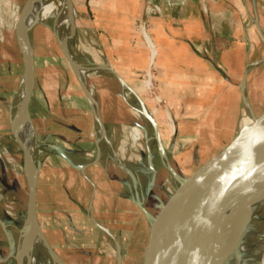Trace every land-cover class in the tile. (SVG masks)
I'll return each mask as SVG.
<instances>
[{
	"label": "crops",
	"instance_id": "0c3cea01",
	"mask_svg": "<svg viewBox=\"0 0 264 264\" xmlns=\"http://www.w3.org/2000/svg\"><path fill=\"white\" fill-rule=\"evenodd\" d=\"M166 1L71 0L80 18L76 28L82 39L75 46L77 53L66 42V53L75 65L89 70L84 82L44 23L34 25L28 35L34 85L27 119L32 143L42 149L40 154L32 151L39 165L35 214L48 253L61 264H116L103 253L111 242L102 228L113 242L120 243L136 231V210L146 216L140 205L155 213L139 199L143 188L149 191L150 185L140 182L132 192L128 175L108 157L109 144L97 135L100 126L83 85L95 101L109 143L110 139L120 143L123 138L130 144V127H143L145 148L153 151L148 160L149 170L155 173L153 180L156 171L162 170L157 162L165 160L162 129L172 124L167 116L170 122L174 117L178 128L169 144L190 142L189 136L197 132L201 136L205 127L214 129L215 143L226 146L238 134L242 81L245 85L249 74L264 61L257 45L248 41L244 21L238 24L227 0L208 1L207 11L199 0H177L182 6L172 8L166 7ZM152 3L163 10L147 19L145 11ZM142 19L147 20L142 23ZM233 24L235 37L243 28L244 44L226 45L227 37H221L223 31L232 33ZM205 49L211 50L210 56L204 55ZM21 57L16 61V74L11 64L6 63L4 71L0 68V80L5 81L0 83V149L9 155L0 163V191L17 209L0 214V263L14 253L19 239L15 225L26 211L29 192L24 156L11 130L17 78L25 73ZM152 90L158 101L150 97ZM144 109L155 125L142 114ZM139 114L156 127V148H151L147 125L136 122ZM148 231L149 220L138 249Z\"/></svg>",
	"mask_w": 264,
	"mask_h": 264
},
{
	"label": "rangeland",
	"instance_id": "374dc122",
	"mask_svg": "<svg viewBox=\"0 0 264 264\" xmlns=\"http://www.w3.org/2000/svg\"><path fill=\"white\" fill-rule=\"evenodd\" d=\"M26 1L27 0H0V68L2 71L5 70L7 66L6 63H8L11 64V68L14 71V74H16L15 73L17 66L16 61L18 62L21 61L22 59L21 54L22 56L24 54L26 58V54L24 50L21 49V45L18 41V35H17L18 34L17 30H18V26L20 25L21 15L23 13V10L25 9L23 8V5ZM199 1L201 2L204 11H207L206 3L210 0H199ZM212 1L217 2L218 0H212ZM171 2L177 3V0L175 1L171 0ZM178 2L180 3V1ZM226 4L228 6V10L231 11V14L233 16L234 15L238 16V24L244 21L246 25L245 32L249 33L248 35H246L248 36L247 37L249 39L248 41L253 40V42L257 45L260 54L264 58V39H262L264 35V0H227ZM151 5L160 6L158 3H152ZM72 6H74V4ZM181 6L182 4H179L175 7H181ZM74 11H75V21L73 23L74 31L72 30V33L70 35H68L70 33L69 32L70 29L65 27L64 24L60 25L57 32H55V28H54L55 22L53 20V17L39 21L35 25L39 23H44V25L47 26L46 28L50 30V36L52 37V39L58 40V43L59 42L62 43V39L68 37L67 42L69 43V45L72 46V48H74L73 50L76 52L75 46L76 47L80 46L79 41L82 38L80 37V34L76 28L79 24L80 18L77 15L76 12L77 10L75 6H74ZM154 16L156 15H152L151 17ZM145 20L147 19H142L141 22L144 23ZM255 24H257L263 31H258V28ZM216 25L218 27L220 24H216ZM33 26L29 28L27 35H29V33L31 32ZM241 28L242 27H240L239 37H235L233 35L235 33L234 24H233V29L231 31L232 33H230L229 35L227 33L226 34L223 33L224 31L221 33L222 35L221 37L225 36L227 37L226 39H228L226 45L234 44V43L235 44L240 43L241 45L245 43V39L243 37L245 33L244 31H241ZM216 37L218 38L219 35L217 34ZM218 48L220 49L221 47ZM204 55L207 57L210 56L211 50L209 51V49H205ZM214 63L216 67L220 69L219 68L220 65L217 64L216 60H214ZM76 67L77 65H75L74 67L75 72H76ZM256 67H257L256 71L249 74L250 77L247 83L245 84L243 93L245 95L247 104L251 108L253 115L259 116L264 111V61L259 65H257ZM79 68H83V67L80 66ZM87 70L88 69L86 70L84 69V72L87 73L89 71ZM21 81H22V76L17 78L19 87L16 91L17 94L14 100L15 103L14 110L16 109V106L19 104L20 101L19 93L22 88ZM4 82H5L4 80H0V83L4 84ZM149 84L150 82L148 80L147 85ZM151 92L152 94H150L151 95L150 97H153V99L159 98L158 95L153 90ZM240 109L242 114L237 126V132H239L241 128H243L242 122L245 117H248V119H250L252 123L251 115L248 109L245 107L242 97L240 98ZM93 110L95 113V118L96 119L98 118L100 120V116L95 106L93 107ZM142 114H144L143 111ZM142 114H139L137 116V119L139 120H137L136 122L142 123V125L143 124L147 125L146 128L149 132V136L150 138H152L150 142L151 148H156L157 146L156 142H158L159 137L155 138L154 127L152 125L150 126L146 122V120H144ZM148 115H150V113L147 111L146 116ZM152 117L153 116L151 115V118ZM171 118L172 121L171 122L168 121V122L172 124L174 123V126H172V124H169L171 125L170 126L171 128L167 127L165 129H162L163 131H165L164 132L165 144L162 145L165 151V157H164L165 160L157 162V164H159L162 170L156 171L157 173L155 179L156 181L153 180L155 176L154 171L149 170L150 162H148V160L153 151L150 150L148 152L147 149L145 148L143 127L142 128L138 126L130 127L132 129V133L130 130V134H131L130 144H125L124 143L125 139L123 138L119 139L120 143H118L117 140L116 142H113L111 139H110L111 143H109V140L106 137L102 138L104 139V141H106L107 145L109 144L108 147L109 149H107L109 155L108 157L111 158V161L116 164L115 166H118L119 169H121V171H125L126 175H128L129 185L131 186L132 192L134 191L135 193V189H137V186L140 182H144L145 184L150 185L149 191L147 190V188H143L142 194H140V198H139L140 200H142L144 204H146L147 210H149V212H157L160 206L163 204V202H165L175 192L180 182H182L185 179H188L191 175H193V173H195L199 168H201L208 160H210L212 157L220 153L223 150V148H225L226 146L225 144L215 143L214 138L211 135L214 129H209L206 127L203 129L201 128L202 131H204L201 133V136L198 134V132L195 133L196 135L194 136H189L191 140L189 139L188 141L190 142H187L182 145L169 144L170 140L176 136L178 131L177 126H175L174 117L172 116ZM22 124H23V128L25 127L24 130L26 136L29 137V135L31 134L30 131L32 132L30 121L26 119L22 122ZM133 127L136 128L138 133L137 135H134ZM100 128L97 129L96 131L98 136H100L101 134L99 132ZM101 129L104 132V129L103 128ZM133 137L136 139L133 140ZM33 147H34L33 150L36 151V153H39L42 150L41 147H38L36 145V143L33 144ZM0 155H1V159L4 162L6 161L7 156H9L8 153L7 154L3 153L1 149H0ZM174 168L175 170L177 169V171H174ZM208 178H209L208 171H203L199 174L197 173L193 178L189 180L190 186L186 187L185 183H182L177 190V196H176L177 201L175 202L174 207H172L171 209L172 210L177 209L181 211L188 209L193 203V201H195V199H197L202 193H206L207 198H209L210 193L209 191H206ZM159 182L162 185L161 188L160 186H157ZM138 194L139 192L137 193V195ZM156 197L160 198V202L159 199H156ZM259 205L262 206L261 203ZM7 206L12 208L11 210L12 212L17 210L16 204L13 201H9L4 197L3 201L0 202V214H4L7 212V208H6ZM255 208L256 207H254V209ZM135 215L137 217L135 221L137 225H134L136 231L134 232V234L130 233L127 239H124L120 241V243H118L119 244L118 246L120 248V254L122 256L120 264H140L139 260H136L137 258L136 252L138 246L141 243L142 237L144 236V233L147 230L148 217L147 216L143 217L142 213L138 209L136 210ZM28 217L29 215H27L24 212L20 224L17 223V225H15L18 226L16 228H18L19 230L20 240H21L22 230L26 224ZM261 219L262 220L257 226L259 229H261L262 226L264 227V212L262 214ZM3 221L5 222V219H3ZM167 223L168 222H166V224ZM187 228L188 227L184 228L182 231L175 232L170 236L173 244L177 245L180 242ZM38 232L39 230H37V233ZM107 239L108 241L111 242V244L110 245L107 244L108 246H105L104 250L102 249L103 253L106 256L107 254L111 256L113 259H115L116 264H119V262H117L118 249L114 244L113 240H111L109 236ZM20 240L17 241L13 254H16L18 252V246H19L18 242L20 243ZM256 241L257 238L255 239L247 238L246 244L254 246L256 244ZM155 251H159V250H155ZM239 255H240L239 250L238 251L235 250V253H233L232 258L226 260L222 264H238L240 261ZM43 256H45V258ZM151 257H152V261H150L149 264H160L161 258L159 254L153 252ZM50 263L52 264L51 254L48 253V251L43 247L41 248L38 247L35 264H50ZM0 264H16V261L15 259L10 258L5 263H0Z\"/></svg>",
	"mask_w": 264,
	"mask_h": 264
},
{
	"label": "bare ground",
	"instance_id": "6f19581e",
	"mask_svg": "<svg viewBox=\"0 0 264 264\" xmlns=\"http://www.w3.org/2000/svg\"><path fill=\"white\" fill-rule=\"evenodd\" d=\"M51 17L55 22V32L64 24L70 29L68 35L72 33L75 11L68 0H31L23 10L17 35L26 59L29 60L31 55L25 38L26 31L39 21ZM61 44L62 49L67 50V43L63 39ZM79 67L77 65L76 73L84 81L86 75L84 68ZM21 84L15 118L20 114L23 98L30 87L27 75H23ZM143 112L147 114L145 109ZM166 118L170 121L168 116ZM18 121L15 123V131L32 153V132L30 131L31 134L27 137L22 124L24 120ZM250 123L248 117L242 122L243 127ZM99 132L102 138L106 137L101 128ZM133 132L134 135L138 134L136 128ZM185 185L190 186L189 181ZM228 188L220 207L199 222L189 225L177 245L173 244L170 236H167L153 246L152 253L159 254L160 264H222L232 258L235 250L240 252L238 264H264V227L261 229L257 227L264 212V129L255 133L249 149L239 153L233 170V179ZM162 223L166 224V220H162ZM30 224L31 218L28 217L18 246L17 255L22 256L23 264H35L38 247L47 250L41 233L35 230L32 235ZM247 238H257L256 244L254 246L246 244ZM51 258L52 264H60L55 256L51 255Z\"/></svg>",
	"mask_w": 264,
	"mask_h": 264
},
{
	"label": "water",
	"instance_id": "95a60500",
	"mask_svg": "<svg viewBox=\"0 0 264 264\" xmlns=\"http://www.w3.org/2000/svg\"><path fill=\"white\" fill-rule=\"evenodd\" d=\"M30 1L31 0H27L24 3L23 8L28 6ZM68 2L71 3V0H68ZM28 30L25 33V38L27 42H28V35H27ZM67 38L66 37L63 38L65 43L67 42ZM28 45H29V42H28ZM60 45H61V42H60ZM63 51L65 52V55L67 59L69 60V62L71 63V65L73 66V71L75 72L74 70L75 64L72 62V59L69 57L66 51L65 50ZM30 54H31V47H30ZM23 56H24V61H25V73L24 74L27 75L30 79V87L28 91L26 92V95L23 98L20 114H18V116L15 118L11 130H12V135L14 136L16 142L18 143V145L20 146L22 150L24 160H25L26 173L28 177V187H29L27 208H26L25 213L29 215V217L31 218V224H30L31 228L30 229L33 235L35 230H39L40 232V229L37 224L36 214H35V189H36L37 173H38L39 165L35 163L32 153L24 145L23 141L19 138L17 132L15 131V127H16L15 123L19 122L18 119L20 121L27 119V109H28V105H29V101L31 98V93H32L33 85H34L32 57L30 55L29 60H28L25 58L24 54ZM81 81L84 82L82 79ZM244 83L245 82L242 81V84H241L242 99H243L245 107L248 109L251 115L252 123H250L248 126L241 128V130L238 132L236 137L233 139V141L228 146H226L220 153H218L215 157H213L207 163H205L201 168H199L195 173H193V175H191L188 179H185L182 182H180L178 186L179 188L182 183H186L191 178H193L197 173L199 174L203 171H208L209 178H208L207 185H206V191H209L210 197L207 198L206 196L207 194L202 193L197 199H195V201H193V203L188 209H185L184 211L177 210V209L172 210L171 208L174 207V204L177 201V197H176L177 190H178L177 188L175 192L165 202H163L159 210L153 214L146 212L140 205V208L144 211L145 215L148 217V220H149L148 234L146 235L145 239L143 240L141 246L139 247L137 251L136 260H139L140 264H149L151 260V256H152V248L156 243L159 242V240L167 236H171L175 232L182 231L184 228L188 227L189 225L193 223L199 222V220L203 219L206 216H209L211 213L215 212L220 207L223 199L225 198V195L227 194V190L229 189L228 188L229 184L233 179V170H234V166L236 164L239 153L244 152L247 149H249L251 139L255 136V133L258 130L264 129V111L259 116L253 115L251 108L247 104L245 95L243 93V90L245 88ZM83 86H84L86 95L90 103L92 104L93 102V104H95V101L93 97L91 96L90 91L86 88L85 85ZM148 119L150 120V122H152V124H154L152 121L151 115H148ZM97 121L100 123V120L98 118H97ZM101 128H103L102 125H101ZM0 161L2 164H4V161L1 159V155H0ZM162 220H166V222L168 223L163 224ZM102 230L112 239L110 233L106 229L102 228ZM19 240H20V236H19ZM114 243L118 249V262L120 264L121 257H122L120 254V248L117 242L114 241ZM18 245H19V242H18ZM51 255L55 256L52 252H51ZM21 257L20 255L18 256L17 253L10 255V258L15 259L16 264H23Z\"/></svg>",
	"mask_w": 264,
	"mask_h": 264
},
{
	"label": "built area",
	"instance_id": "2783aa9c",
	"mask_svg": "<svg viewBox=\"0 0 264 264\" xmlns=\"http://www.w3.org/2000/svg\"><path fill=\"white\" fill-rule=\"evenodd\" d=\"M179 4H183V2H180V3H174V2H171V0H167L166 1V6L168 7V8H172L173 6H177V5H179ZM162 10H163V8L161 7V6H157V5H151V6H148L147 8H146V11H145V14H146V18L148 19L149 17H151L152 15H160L161 13H162ZM144 31V30H143ZM148 41V40H147ZM149 42V41H148ZM159 99H157V101H158ZM97 120V119H96ZM98 122V121H97ZM98 127L100 126L101 127V125H100V123L98 122ZM99 127V128H100ZM101 136V135H100ZM134 139H136V138H134ZM4 197H5V195L3 194V192H1L0 191V202L1 201H3V199H4ZM7 208V213H10L11 212V210H12V208L11 207H6Z\"/></svg>",
	"mask_w": 264,
	"mask_h": 264
}]
</instances>
